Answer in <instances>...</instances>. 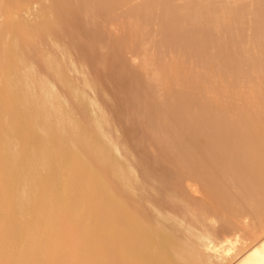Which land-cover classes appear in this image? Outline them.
I'll list each match as a JSON object with an SVG mask.
<instances>
[{
    "label": "bare ground",
    "instance_id": "1",
    "mask_svg": "<svg viewBox=\"0 0 264 264\" xmlns=\"http://www.w3.org/2000/svg\"><path fill=\"white\" fill-rule=\"evenodd\" d=\"M98 11L112 16L108 24L115 25V30L121 28L123 37L126 34L127 39L121 43L128 57L121 58L137 65L135 79L138 85L143 82L142 93L148 102L145 103L154 118L151 126L160 127L164 140H174L173 144H177L173 150L176 156L169 160L175 175L172 178L179 184L170 179L162 189L158 182L165 185L164 181L144 169L140 157L136 163V155L121 134L123 131H119L114 118L98 100L97 84L89 77L90 68L73 58L67 49L70 47L60 39L59 33L66 26L74 30L84 27L86 21L80 20L81 13L89 17ZM60 18L63 19L59 21ZM15 20V26L7 24ZM29 21L41 25L25 26ZM51 21L56 23L48 25L44 33L39 31L44 22ZM93 31L97 33L100 29ZM100 34L97 33L98 40H104L105 33ZM207 35L212 36L209 45L212 49L204 44L205 49H211L205 50L209 56L203 62L199 57L204 63L212 54L210 62L197 69L193 67L197 61L190 54L191 45L195 41L200 44V37L205 40ZM173 38L178 41L176 45L170 42L174 53L168 48L171 46L168 41ZM114 40V46L119 47L122 40ZM151 44L152 49H148L146 45ZM138 45L143 46V52ZM166 47L172 53L169 63L162 57ZM135 49L144 57L137 53L135 56L139 57L132 56ZM26 61L30 66L23 68ZM4 77L8 80L3 81ZM148 78L155 81L156 93L150 91L155 94L146 92L147 86L152 85L147 83ZM247 82L253 86L246 89L243 85ZM193 94L202 103L204 100L208 105L203 106L207 108L201 109L200 99L193 101L194 104L186 98L188 95L197 100ZM84 107L90 109L89 114H83L89 120L83 115L84 120L80 119L82 125L88 123L83 129L90 130L89 134L80 128V121H74L76 117L70 116H80ZM193 107L198 108L197 112ZM236 109L249 113L248 116L252 114L253 119H246V114L241 118L242 112L238 117ZM261 111H264V0H0V186L3 187L0 188V264H71L74 258L82 264H264V160L263 154L259 155L261 148L264 150V126L254 121ZM207 116L209 124H205ZM215 122L220 130L213 128ZM204 124L214 133H210L211 128L209 132L199 131ZM117 135L118 142L123 140L119 136L126 142H122L125 147L121 153V145L117 144L119 150L115 145ZM238 138L245 141L239 144L240 150L247 151L250 145L248 154L241 150L247 155L242 156L244 162L243 158L236 160L231 155ZM214 141L221 146L216 154L219 147H225L223 143L227 149L229 146V158L221 163L216 161L218 164L212 157L215 151L209 146ZM253 152L263 167L255 162L248 170L255 158ZM250 153L253 159L248 163ZM113 154L124 161V167L119 166L121 161L117 165ZM159 157L158 153V160ZM239 161L250 166L242 163L243 170ZM236 166L241 169L238 175L245 184L240 191L236 187L238 192L228 189L232 186L222 181L223 172L229 173L230 169L233 172ZM182 172L187 175L183 177ZM215 175H221V179ZM186 179L197 180L204 189L200 192L203 195L188 194L193 187ZM70 180L73 187L67 188ZM182 185L185 189L178 190ZM160 188L167 194L164 198L171 202L169 206L176 208L171 209L172 214L182 211H177L182 205L189 206L191 211L182 212V218L184 222L194 220L193 227L185 228L173 222L169 228L164 212L156 204L150 208ZM213 189L216 196L211 192ZM220 189L235 200L228 217L235 220L244 211L253 219L251 225L238 229L227 218L214 227L208 224L209 213L216 214L212 206L225 197L218 192ZM29 217L38 218L33 227L26 222ZM19 231L23 232L22 237ZM16 249H19L17 256ZM60 254H64L61 261Z\"/></svg>",
    "mask_w": 264,
    "mask_h": 264
},
{
    "label": "rangeland",
    "instance_id": "2",
    "mask_svg": "<svg viewBox=\"0 0 264 264\" xmlns=\"http://www.w3.org/2000/svg\"><path fill=\"white\" fill-rule=\"evenodd\" d=\"M124 8V7H123ZM75 10V9H74ZM98 10V9H97ZM96 10V11H97ZM99 10H101V8L99 9ZM120 10V9H119ZM118 10V11H119ZM104 11V10H103ZM101 12H102V10H101ZM101 12H95L93 15H88L89 17H85V15H83L82 13H81V18H83V19H80V20H82V21H86V22H84V27L83 28H86V29H81V30H79L78 28H75V30H74V28L72 29V27H65V28H63V32H65V33H63L62 32V34H61V32L59 33V36L61 37L60 39H62V41H63V44L65 45H67V46H69L70 48H67V49H69V51L71 52V55L73 56V58L75 57L76 59H79L80 61H83L82 63L84 64V66H85V64H86V66L87 67H89V68H87L86 70V72L88 73V69H89V73L91 74H89L90 76V78L91 79H94V82H96V92L98 93V95H97V97L99 98L98 100H99V102L101 103V105L102 106H104V108H105V111L106 112H108V114H109V116L111 115L112 116V119L114 118V121L113 122H115V124H116V126H117V128L119 129V131L120 132H122L121 134L126 138V140H128L127 142V144L129 145V147H130V149L132 150L131 152H133L134 153V156L136 155V163H139V157H140V162L143 164H141L142 165V167H144V169H147L148 170V172H150V173H152V175L154 176H156V177H158V179H159V177H160V180H163L164 181V184L165 185H163V184H159V182H158V185H160V187L162 188V186H163V188H165V186L166 185H168L169 184V180L170 179H172V181L173 182H175L174 180H173V176H175V175H173L172 174V170H171V163H170V160L171 159H174L175 158V154H176V150H175V152H173V150L174 149H176V147H175V142H174V144H173V141H171L170 139V141L169 140H164V137H163V135L161 134V130H160V127L158 128L157 126H151V125H153V123H154V118H153V116L150 114V111H149V106L148 105H146L148 102H147V100H146V98H145V94L144 93H142L143 92V89H144V87H143V82L141 81V85L139 84L138 85V81H137V79H135V78H137L136 77V72H137V65H135L136 63H132L131 61L130 62H128V61H126V60H124L123 58H121L122 56H125V57H128L127 55H128V53H126L125 52V48H124V46L122 45V43L121 42H123V39L124 38H126L127 39V37H126V34H125V37H123L122 36V33L124 34V31L119 27V25L117 26L118 28H120V30L119 29H117V30H115L116 29V27H115V25L114 26H111V25H109L108 24V22L111 20V18H112V16H106L105 15V13L106 12H104V13H101ZM121 11H119L118 12V14L120 13ZM80 13V12H79ZM98 15V16H97ZM105 16V18H106V20H104L105 18L102 16ZM74 16H76V15H74ZM80 17V14H79V16H78V18ZM96 18V19H93V18ZM89 18H90V20H89ZM113 18H114V16H113ZM55 19H57V18H55ZM61 19H63V18H60L59 19V21L61 20ZM84 19H86V20H84ZM87 20H88V22H87ZM97 20V21H96ZM108 21V22H107ZM90 22L92 23V24H90ZM104 22H105V24H104ZM54 23H56L55 21H51V22H44V24L43 25H45V26H43V27H40V28H38L39 29V31L40 32H42V33H44L46 30H47V27H48V25H50V24H54ZM88 23V24H87ZM97 23V24H96ZM7 24L9 25V26H15L16 24H17V20H15V21H13V22H7ZM103 24V25H102ZM33 25H36V26H38L39 27V25H41V22H39V23H35V22H26L25 23V26H27V27H31V26H33ZM88 25V26H87ZM90 25V26H89ZM100 27V28H96V27H98V26ZM93 26L95 27V28H93ZM92 27V28H91ZM105 27V28H104ZM69 28H71V29H69ZM66 29V30H65ZM94 29H96V31H97V29H100V31L99 32H97L98 34L99 33H101L102 35L104 34L105 35V39H107V40H98V35H97V33L95 32V31H93ZM152 29H154V28H152ZM92 30V32H90ZM102 30H103V32L104 33H102ZM150 30H151V28H150ZM66 31H68V32H66ZM69 31H70V33H69ZM77 31V32H76ZM82 31V32H81ZM117 31V32H116ZM120 31H121V33H120ZM68 33V34H67ZM77 33H79V35H77ZM94 33H96V34H94ZM64 34H65V36H64ZM69 34H72L71 36L69 35ZM100 34V36H102ZM61 35H63V37H64V40H63V37L61 36ZM97 35V36H96ZM89 36V37H88ZM91 36V37H90ZM97 37V39H96V37ZM116 36V37H115ZM72 39H71V38ZM75 37V38H74ZM93 37V38H92ZM109 37V38H108ZM206 37V43H203L205 40H203L204 38L203 37H200L201 38V40H200V44L202 45L201 46V50H198V51H196L198 48H200V47H198V45L200 46V44H199V42L197 41H195L196 42V44H195V42H192L193 44L191 45V50H190V54L191 55H193V56H195L194 58H195V60L197 61V62H200L201 64H199V63H194L195 65L193 66V67H197V69H199V65H200V68H201V66H202V64H204V65H206V64H208V63H206L207 61H209L210 62V58H211V55L212 54H210V58L209 59H207V61H205L204 63H202L203 62V59L204 58H208V56H209V52H210V50L212 49V46H209L210 44H211V37L209 36L208 37V35L207 36H205ZM91 38V39H90ZM156 38H158L157 36H156ZM210 38V39H209ZM214 38V37H213ZM212 38V39H213ZM68 39H69V41H68ZM74 39H76V41L74 40ZM89 39V40H88ZM109 39V40H108ZM114 39H119V40H122V41H120V46L119 47H117V46H114V42L113 41H115ZM197 39V40H198ZM209 39V40H208ZM75 41V43H74V41ZM86 40H88V41H86ZM203 40V41H202ZM72 41V42H71ZM86 41V42H85ZM124 41H125V39H124ZM202 41V42H201ZM169 44L171 45V43L172 44H174V45H176L177 43H178V41H177V43H176V40L173 38V39H169ZM171 42V43H170ZM89 44V45H88ZM111 44H113V45H111ZM150 44V43H149ZM204 44L206 45V46H208V47H211V49L210 48H208V49H205L203 46H204ZM65 45V46H66ZM137 45V44H136ZM140 45V44H139ZM138 45V46H139ZM213 45V44H212ZM74 48L75 46V48H74V50L72 49V47ZM78 46V47H77ZM102 46V47H101ZM109 46V47H108ZM146 46H149V48L148 49H152V47H153V45L151 44V45H146ZM172 46L173 45H171L170 47H169V45H168V48L170 49V50H172ZM195 47V48H193V47ZM197 46V47H196ZM205 46V47H206ZM46 47H50V45H46ZM105 47V48H104ZM108 47V48H107ZM113 47V48H112ZM122 47V48H121ZM134 47H136L137 48V50H138V47L137 46H134ZM133 47V48H134ZM141 47H143L142 45L141 46H139V50L141 49ZM52 48H54V47H51V49ZM78 48H81V49H78ZM167 47L166 48H164V50H163V54H162V57L164 58V62L165 63H169L170 62V60L171 59H169V58H171V56H172V53H174L173 52V50L171 51L172 53H170L169 52V49H168ZM174 48V47H173ZM197 48V49H196ZM204 48V49H203ZM158 49V48H157ZM205 51V50H208V51H203V50ZM52 50H55L56 51V49H52ZM121 50H123V51H121ZM137 50L135 49L134 51H133V55L132 56H134L135 58H136V56H138L139 55V53L137 52ZM193 50H195L194 52L195 53H193L192 51ZM84 51V52H83ZM113 51V52H112ZM121 51V52H120ZM140 51H142V49L140 50ZM139 51V52H140ZM73 52V53H72ZM75 52V53H74ZM86 52V53H85ZM92 52V53H91ZM143 52V51H142ZM141 52V55H139L140 56V58H143L144 56H143V53ZM212 52V51H211ZM94 53V54H93ZM135 53H137L136 54V56H135ZM104 54V55H103ZM190 54H189V56H190ZM194 54H196V55H194ZM205 54V55H204ZM208 54V55H207ZM166 55V56H165ZM197 55H198V57H197ZM207 55V56H206ZM44 56H46V55H44ZM78 56V57H77ZM96 56V57H95ZM138 56V57H139ZM142 56V57H141ZM202 58H200V57ZM202 56H204V57H202ZM206 56V57H205ZM83 57V58H82ZM104 58H106V59H104ZM193 58V57H192ZM198 58V59H197ZM84 59V60H83ZM95 59V60H94ZM138 59V58H137ZM200 59H201V61H200ZM106 60V61H105ZM167 60V61H166ZM85 61H86V63H85ZM27 63H23V68L24 67H28V66H30V63L28 62V61H26ZM186 62H188L187 60H186ZM185 64H188V63H185ZM197 64V65H196ZM102 65H103V67H102ZM135 65V66H134ZM131 66H132V68H131ZM185 66V65H184ZM185 67H187V65L185 66ZM76 68H77V66H76ZM98 68V69H97ZM102 68V69H101ZM84 70H85V68H83ZM94 69V70H93ZM96 69V70H95ZM196 69V70H197ZM78 70V69H77ZM193 72H194V70H193ZM193 72H190V74H192ZM99 73V74H98ZM101 74V75H100ZM98 75V76H97ZM73 77V76H72ZM72 77H70V78H72ZM74 78V77H73ZM153 79V78H152ZM8 80V78H6V77H4L3 78V81H7ZM72 81V80H71ZM137 83H136V82ZM148 82H150V83H152V85H150L149 84V86H147V84H146V86H147V89L149 88V90H147L146 89V92L147 93H153V92H150V91H152V90H154V92L156 93V91H155V89L157 90V88L154 86L155 85V81H154V79L153 80H151L150 81V78H148V81H147V83ZM249 83V84H248ZM97 86H98V89L100 90V93H99V91H98V89H97ZM151 86H153L154 87V89L151 87ZM243 86H245V88L247 89V88H251L253 85H252V83H250V82H247L245 85H243ZM247 86V87H246ZM248 86H251V87H248ZM130 87H131V89H130ZM112 88V89H111ZM151 89V90H150ZM132 91V92H131ZM219 91V94L221 93L220 91H222V90H218ZM136 92V93H135ZM187 92H189V91H187ZM135 93V94H134ZM155 93H153V94H155ZM190 93H192V91H190ZM190 93L188 94L189 96H191L190 95ZM103 94H105V95H103ZM143 94V95H142ZM222 94H223V91H222ZM222 94H221V96H222ZM137 95V96H136ZM186 96V98L187 99H189V101H190V99H192L191 100V102L192 103H194L193 101H199V99H200V101L199 102H201L202 103V99L199 97V99H198V97L195 95V94H193V95H195L196 96V99L197 100H193V99H195V98H189V96ZM194 96V97H195ZM97 97H96V95H95V98L97 99ZM90 98H92V96L90 95ZM139 98V99H138ZM92 99H94V96H93V98ZM145 99V100H144ZM188 101V103H189V105L191 104L192 105V103H190ZM140 104H139V103ZM145 102H147V103H145ZM198 102V105L201 107V105H202V107H201V109H204V108H207V107H204L203 106V104L205 103V101L203 100V102L204 103H199ZM197 103V102H196ZM195 104V103H194ZM207 103H205L204 105H206ZM240 104H242V102H240ZM208 105V104H207ZM206 105V106H207ZM145 106V107H144ZM199 106H197V107H199ZM109 107V108H108ZM138 107V108H137ZM139 107H140V109H139ZM148 107V108H147ZM194 107H196V105H194ZM193 107V108H194ZM235 107V106H234ZM85 109H81V112L82 113H80L81 115L80 116H78V115H76V114H72V113H70V114H72V115H70L71 116V118L73 119V117L72 116H74V117H76V118H74V121H75V119H76V121L77 122H79V124L82 122L83 123V116H85V115H83V114H85L86 113V115H87V113H88V111H89V113H90V109L88 108V107H84ZM190 108V107H189ZM233 108V107H232ZM241 108V107H240ZM146 109V110H145ZM195 109V108H194ZM194 109H193V111H194ZM201 109H199V111H202ZM84 110H86V111H84ZM141 110V111H140ZM196 110V109H195ZM197 110H198V108H197ZM197 110H196V112H197ZM237 110V109H236ZM239 110H240V112H239ZM205 111V110H204ZM228 111H230V110H228ZM145 112V113H144ZM148 112V113H147ZM241 112H242V117L241 118H243L244 119V117L246 116V119H247V117H249V119H253V118H251V116H253L252 114H250L251 116H248V114L249 113H245V111H242L241 109H238L237 110V112H235V114H237V116L239 117V115H238V113L239 114H241ZM88 113V114H89ZM264 114V111H261V114ZM145 114V115H144ZM146 114H147V116H146ZM149 114V115H148ZM246 114V115H245ZM257 114V117H255L256 118V120H254V121H258V123H259V125H261L262 127L264 126L263 124H264V115L262 114ZM83 115V116H82ZM151 115V116H150ZM207 115V114H206ZM209 115V114H208ZM245 115V116H244ZM258 115H260V116H258ZM263 116V117H262ZM78 117V118H77ZM149 117H150V119H149ZM80 118H82V119H80ZM111 118V117H110ZM208 118H210V117H208L207 116V118L205 119L206 121H205V124H209V120H208ZM258 118V119H257ZM85 119L88 121L89 120V118H87V116H85ZM149 119V120H148ZM202 119V118H201ZM240 119V118H239ZM238 119V120H239ZM191 120H193L194 121V119L192 118ZM203 120V119H202ZM207 120H208V122H207ZM75 121V122H76ZM150 121V122H149ZM192 121V122H193ZM201 123H203L201 120H199ZM212 121V120H211ZM224 121V120H223ZM85 122V121H84ZM139 122V123H138ZM191 122V121H190ZM191 122V123H192ZM241 122V121H240ZM239 122V123H240ZM244 122V120L241 122V123H243ZM82 123H81V127L80 128H82L83 129V126L85 125V124H83L82 125ZM86 123V122H85ZM216 123H218V122H215L214 123V127H213V125H212V123H210V126H212L214 129L216 128V127H218L219 125H217ZM225 123V122H224ZM240 123V124H241ZM246 123V122H245ZM262 123V124H261ZM118 124H120V125H118ZM193 124V123H192ZM194 124H195V122H194ZM205 124H204V127H206V129L203 127H201L200 128V130L197 128V126H194L195 127V129L197 128V131L199 130V131H201L202 133H204L203 131H208V130H210V126H205ZM235 124H238L237 123V121H236V123ZM191 125V124H190ZM197 125V124H196ZM216 125V126H215ZM246 125H248V124H246ZM86 126H88V123H87V125H85V127ZM121 126V127H120ZM146 126H148V127H146ZM192 126V125H191ZM220 126H221V124H220ZM237 126V125H236ZM235 125L233 126V127H236ZM241 126H243V125H241ZM84 127V129H83V131H85V129H87V128H85ZM157 127V128H156ZM194 127H193V129H194ZM239 127V126H238ZM120 128H122V130L120 129ZM130 128V129H129ZM147 128V129H146ZM208 128V129H207ZM81 129V130H82ZM159 129V130H158ZM194 129V130H195ZM217 129V128H216ZM215 129V130H216ZM235 129V128H234ZM89 130V129H88ZM154 130V131H153ZM189 131H191L192 130V127H191V130L190 129H188ZM211 130H213L212 128H211ZM210 130V133L212 134V133H214V130H213V132ZM218 130H220V127H218ZM188 131V132H189ZM87 132V130L85 131V133ZM89 132H90V130H89ZM89 132H87L88 134H89ZM152 132V133H151ZM159 132V133H158ZM193 132V131H192ZM209 132V131H208ZM206 133V132H205ZM148 135V136H147ZM233 136H234V134H232ZM232 135H230L231 136V138H232ZM123 136H119V138L121 137V139L120 140H122L121 142H118V135H117V138H115V140L117 141L116 143H115V145H116V147L119 145L120 147V150L118 149V147H117V149L119 150V152L122 150H124V147H125V145H123V143H125L126 144V142H125V139H124V137ZM154 136V137H153ZM161 136V137H160ZM151 137V138H150ZM235 137V136H234ZM234 137H233V139H234ZM147 138V139H146ZM156 138V139H155ZM161 138V139H160ZM149 140V141H148ZM160 140H162V141H160ZM220 140V139H219ZM238 141L235 143L234 142V144H235V146H238L237 148L234 146V144L232 143V145L234 146L233 147V154L235 153L236 154V152H237V154L236 155H241V156H237L236 157V155H233L232 153H231V155L234 157V158H236V160L237 159H239V160H241L240 158H245L247 155L246 154H244L243 155V151H245V153H249V151L248 150H250L249 148H250V143H252V142H250V143H246L245 145H249V148H248V150L246 151V149L245 150H243L242 148H241V150H243L242 152H241V150H240V147H241V145H243L244 143H245V141H241V139H237ZM240 140V141H239ZM147 141H148V143H147ZM218 141V140H217ZM236 141V140H235ZM123 142V143H122ZM166 142L167 143H169V144H171L170 146H171V148L169 147V144H166ZM220 142V141H219ZM211 142H209V146H211L213 149H214V151L215 152H213L212 153V157L214 158L213 160L215 161V163H221L222 162V159L223 160H226L227 158H229V156L227 157V154H228V149H229V146H228V149H227V147H226V143H221L222 144V146L224 147H226V149H225V147L223 148V149H221L220 147V143L218 144V142H212V143H214V144H218L217 146L216 145H211L210 144ZM243 143V144H242ZM118 144V145H117ZM148 144V145H147ZM208 144V143H207ZM239 144H241V145H239ZM122 145H123V149L121 148L122 147ZM153 145V146H152ZM167 145H168V148L169 149H172L171 151L173 152V153H171V151H169L168 150V148H167ZM177 145V144H176ZM245 145L243 146V147H245ZM252 145H253V143H252ZM264 145V144H263ZM262 145V146H263ZM151 146L152 147H154V149L155 150H157V151H155V150H152L153 148H151ZM218 146H220L219 147V151L217 152V154L220 156V157H222V158H218V156H217V154H216V151H217V148H218ZM254 146V145H253ZM253 146H252V150H253ZM262 146H259V147H262ZM165 147V149H163ZM173 147V148H172ZM247 147V146H246ZM216 148V149H215ZM235 149H237V150H235ZM262 149L263 148H261V150H260V153H259V155L260 156H262L261 155V153L263 154V160H264V150L262 151ZM138 150V151H137ZM165 150L167 151V153L165 152ZM221 150V151H220ZM225 150H226V154H224V152H225ZM121 151V152H122ZM153 151H155L154 153H153ZM168 151H169V154H168ZM238 151H240V153L238 152ZM262 151V152H261ZM115 152H118L116 149H115ZM120 152V153H121ZM124 152V151H123ZM159 153V156H163L162 158L164 159H162L161 160V157H159V160H158V153ZM164 152L166 153V154H164ZM222 152H223V154H222ZM231 152V151H230ZM229 152V153H230ZM126 153V152H125ZM140 153V154H139ZM157 153V154H156ZM215 153V154H214ZM242 153V154H241ZM252 153V152H251ZM251 153H250V156L248 157V160H249V162H248V160L247 159H245V160H247V162L248 163H250L251 161H252V159H253V156L251 155ZM116 155L118 154V153H115ZM124 154V153H123ZM162 154V155H161ZM173 154V155H172ZM213 154H214V156H216V157H214L213 156ZM253 154L255 155L254 157V159H253V161H252V165L250 166L249 164L247 165V164H245L244 165V158H243V162H241V161H239L238 163H240V165L243 163V165L244 166H250L249 168H248V170L249 169H252V167H253V165L255 164V162L257 163L258 162V160H256L257 158H256V155L257 154H255V152H253ZM122 155V154H121ZM124 155H127V154H124ZM166 155H167V157H168V159L166 158ZM172 155V156H171ZM226 155V156H225ZM230 155V156H231ZM246 155V156H245ZM113 156H114V158H116L115 157V155L113 154ZM243 156V157H242ZM122 157V156H121ZM126 157V156H125ZM129 157V160H130V158H131V160L130 161H132L133 159H132V157L129 155L128 156ZM144 158H145V160H144ZM171 158V159H170ZM216 158V159H215ZM259 158H261V157H259ZM117 159H120V160H117ZM166 159H167V161L170 163V165H169V163L166 161ZM170 159V160H169ZM218 159V160H217ZM251 159V160H250ZM256 160V161H255ZM261 160H262V158H261ZM262 160V161H263ZM115 161H117V165L119 164L118 163V161H121V158H116V160ZM127 160H126V158H125V162H126ZM162 161V162H161ZM165 161V162H164ZM172 161V160H171ZM176 161H178V160H176ZM217 161V162H216ZM262 161H261V163H262ZM128 162V161H127ZM224 162V161H223ZM264 162V161H263ZM124 163V161L122 160L121 161V164H119V166L121 165V167H124L125 166V164H123ZM129 163V162H128ZM165 163V164H164ZM217 163V164H218ZM237 163V164H238ZM246 163V162H245ZM123 164V165H122ZM257 164H259V166H260V163H257ZM146 165V166H145ZM240 165H239V167H240ZM264 165V164H263ZM234 166H235V163H234ZM262 166V165H261ZM260 166V167H261ZM146 167V168H145ZM239 167H237L236 166V170H233V172L231 171L232 169H230L229 170V173L228 172H223L225 175H222V176H224V179L222 178V181L224 180V182H223V184L227 181V185L228 186H232V187H229L228 188V186L226 185V187L228 188V189H230L231 188V190H233L234 192H238V190L239 189H243L245 186V184L243 185L242 184V182H244L242 179H240L241 177H239V175H238V171L240 172L241 171V169H245V167L244 168H242V165H241V169L239 168ZM263 167V166H262ZM140 168V167H139ZM232 168H234L233 166H232ZM239 168V170H237ZM146 170V171H147ZM246 170H247V168H246ZM89 171V170H88ZM88 171H87V174H89V178H91L92 177V175L91 174H93V176L95 175V173H93V171L91 172V171H89V172H91V174L90 173H88ZM231 171V172H230ZM235 172V173H234ZM246 172V171H245ZM157 173H159L160 175H158ZM227 173H228V175H227ZM241 173H243V174H245L243 171L241 172ZM247 173H248V171H247ZM183 174V175H182ZM182 176L184 177V176H186L187 175V173H183L182 172ZM233 174L235 175V177L233 176ZM240 174V173H239ZM72 175V174H71ZM91 175V176H90ZM173 175V176H172ZM177 175V174H176ZM221 175H215V177H219L220 179H221ZM164 176V177H163ZM179 176H180V172H179ZM233 176V177H232ZM238 176V177H237ZM228 177L230 178V179H228ZM165 178V179H164ZM174 178H176V177H174ZM177 178H178V176H177ZM218 178V179H219ZM225 178H227L228 180H226ZM235 178V179H234ZM237 178V179H236ZM235 181H234V180ZM159 180V181H160ZM189 181V182H188ZM241 181V182H240ZM69 182H71V180L69 181ZM69 182H67V188H68V185L69 186H71L72 184H74L73 182H71L70 184H69ZM177 182V181H176ZM150 183V182H149ZM160 183H163V182H161L160 181ZM178 183V182H177ZM186 183H190V185L193 187V189L188 193V194H190V195H194L196 192V195L197 196H201V195H203V194H201V193H203L204 192V189L201 187V185H200V183L197 181V180H191V179H186ZM197 185H196V184ZM58 184H59V182H58ZM173 184V183H172ZM179 184V183H178ZM241 184V185H240ZM1 185V184H0ZM61 185V184H60ZM59 185V186H60ZM157 185V186H158ZM225 185V184H224ZM234 185V186H233ZM3 186V185H2ZM183 186V185H182ZM195 186V187H194ZM243 186V188H240V187H242ZM62 187V189H63V185L61 186ZM66 187V186H65ZM71 187H73V185L71 186ZM184 187V186H183ZM183 187H180L178 190H183V189H185V187L183 188ZM199 187V188H198ZM236 187L238 188V190H236ZM0 188H3V187H1L0 186ZM161 188H160V191H158V196H156V200H154L153 202H154V204L150 207L151 209L154 207V205L156 204V206H158V207H156L157 209H159V211H162V214H163V212H164V215H166V218H168L167 219V222L166 223H168V227L169 228H172V226L170 225L169 226V224H171V223H173V222H175L176 224H179L180 226H183V227H193L194 226V220L192 221V222H184L183 221V218H182V216L184 215L182 212H185V213H187L188 211H191L190 210V208H189V206H188V210L187 211H185L186 210V208H187V206L185 205V207L186 208H184V205H182V208H179L178 207V209H177V211H179V210H181L182 209V211H179V212H176L175 211V214H172L173 212H172V210L171 209H173V207L171 208L170 206H169V204H171V202L169 203L168 201H169V199L168 200H166V198H164V197H166L167 196V194L166 193H162L163 191H161ZM162 188V189H163ZM213 188V187H212ZM69 189H70V187H69ZM201 189V190H200ZM1 190V189H0ZM193 190H194V192H193ZM221 190H223V189H220V190H218V192H220L221 194H223L225 197H224V199H223V201L222 202H220V203H218V205L217 204H215L214 203V206H212L213 207V209L215 208V212H216V214H214V213H212V212H210L209 213V216H210V218H211V221L210 222H208V224L209 225H211V226H217V225H219V224H221L222 223V221H223V219L224 218H227V222H229L233 227H235V228H246V227H248L249 225H251L252 224V218L247 214V213H244V211H241V212H239L240 214H238L239 216H237V218L235 219V220H231L228 216L230 215L229 214V207L231 206V205H234L233 204V198L229 195V194H227V192H226V190H223L222 192H224V193H222L221 192ZM2 191V190H1ZM70 191V190H69ZM240 191V190H239ZM65 192V191H64ZM184 192H187V191H184ZM201 192V193H200ZM211 192H213V194L216 196V191L214 192V189H213V191H211ZM68 193H70V192H68ZM248 193H250V192H248ZM163 194V195H162ZM211 194V193H210ZM251 194V193H250ZM6 195H4V197H5ZM215 196H212L213 197V199H216V197ZM168 197V196H167ZM155 198V197H154ZM2 199H3V197H2ZM5 199V198H4ZM4 199L2 200V202H4L5 203V201H4ZM171 199L172 198H170V201H171ZM212 199V201H214L215 202V200H213ZM235 201V200H234ZM3 203V204H4ZM188 204V203H187ZM236 204V203H235ZM5 206H6V204H5ZM4 206V207H5ZM176 208H174L173 209V211L175 210ZM218 210V211H217ZM166 211V212H165ZM168 212H169V214H168ZM229 214V215H228ZM176 218L179 220V221H177L176 220ZM37 217H29V218H27V220H26V222H28L32 227L36 224L35 222L37 221ZM28 225V224H27ZM174 228V227H173ZM18 234H19V236L20 237H22V235H23V232L22 231H19L18 232ZM19 249H16V251H15V255L17 256V255H19V251H18ZM64 257V254H60L59 255V260L61 261L62 260V258ZM69 264V263H68ZM71 264H82V261H80L78 258H74V259H72V263ZM182 264V263H181ZM185 264V263H184Z\"/></svg>",
    "mask_w": 264,
    "mask_h": 264
}]
</instances>
